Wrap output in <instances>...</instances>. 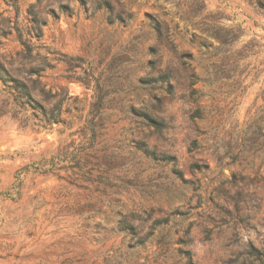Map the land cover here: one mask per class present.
Segmentation results:
<instances>
[{
    "label": "rangeland",
    "instance_id": "374dc122",
    "mask_svg": "<svg viewBox=\"0 0 264 264\" xmlns=\"http://www.w3.org/2000/svg\"><path fill=\"white\" fill-rule=\"evenodd\" d=\"M0 62L61 119L0 87V264H264V0H0Z\"/></svg>",
    "mask_w": 264,
    "mask_h": 264
},
{
    "label": "trees",
    "instance_id": "16d2710c",
    "mask_svg": "<svg viewBox=\"0 0 264 264\" xmlns=\"http://www.w3.org/2000/svg\"><path fill=\"white\" fill-rule=\"evenodd\" d=\"M105 4L108 3L106 2ZM0 87L7 96V99H11L12 105L16 106L20 111H31L32 116L38 122L36 123L38 129H47L50 126L61 122L60 111L49 110L41 102L37 101L33 97L31 89L27 86V84L12 77L1 64V62ZM7 101L8 100H3L2 102H0V117L13 112L12 110L14 108L6 111L5 106L8 104ZM16 114L17 113H13V116H15ZM18 185H20V183ZM124 228L131 229L132 227L127 224ZM186 256L188 259H190L188 252H186ZM189 264H192L191 259L189 260Z\"/></svg>",
    "mask_w": 264,
    "mask_h": 264
}]
</instances>
